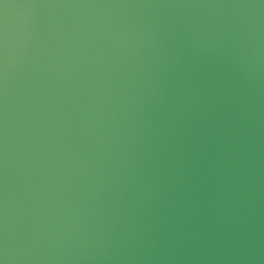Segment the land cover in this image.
I'll list each match as a JSON object with an SVG mask.
<instances>
[{
    "label": "water",
    "instance_id": "1",
    "mask_svg": "<svg viewBox=\"0 0 264 264\" xmlns=\"http://www.w3.org/2000/svg\"><path fill=\"white\" fill-rule=\"evenodd\" d=\"M0 264H264V0H0Z\"/></svg>",
    "mask_w": 264,
    "mask_h": 264
}]
</instances>
